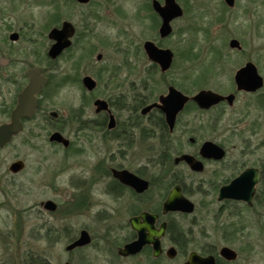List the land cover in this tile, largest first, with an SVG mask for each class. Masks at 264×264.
<instances>
[{
    "label": "rangeland",
    "instance_id": "1",
    "mask_svg": "<svg viewBox=\"0 0 264 264\" xmlns=\"http://www.w3.org/2000/svg\"><path fill=\"white\" fill-rule=\"evenodd\" d=\"M74 1L20 0L17 9H11L8 0H0V46L3 47L5 30H20L19 43H10L19 51L26 50L18 54L22 56L20 59L29 56L30 50L36 47V53L33 56L32 52L33 57L27 61L33 63L36 59V64L44 68V57L49 46L47 34L51 26L48 27L50 16L58 14L59 22L66 19L74 23L78 36L73 47L48 70L53 81L39 95V109L35 117L26 122L24 131L10 145L0 148V264H30L36 258H46L48 264H64L66 261L72 264H148L144 257H116L117 248L124 242L127 231L114 228L112 232L106 229L102 222L105 215L101 214L100 218L97 213L109 199L103 193L101 207L92 210L85 207L86 213L82 219H70L72 224L67 236L56 230L44 236L46 231L40 226L42 220L36 214L40 203L52 199L59 205L60 210L52 220L59 225L63 206L70 207L64 201L70 200L72 205V199L77 200L78 186H90L95 198L98 192H102L100 184L107 181L93 179L98 178L96 174H103L105 160L111 155L133 171L140 168L142 159L144 163L149 161L147 169H151L150 160L157 163L161 159V145L155 138L159 133L152 138L145 136L142 143L139 132L132 134L134 146L128 148L126 158L121 156L116 141L100 137V140L90 139L96 146L84 145L82 136L85 134L76 129L79 112L80 115L83 112L86 118L95 116V96L112 97L116 113L121 103L134 106L131 101L136 93L139 97L143 95L156 99L166 92L168 84L174 83L180 88V85L188 86L189 80L196 83L195 92L203 88L226 93L234 88L237 69L248 61L255 63L264 76V0H235L232 8L225 0H177L184 14L172 23L174 32L163 43L175 53L173 68L167 75L149 67L140 51L145 40L157 36V19H154L150 9L145 10L149 0H91L84 6H77ZM61 10L62 17L59 13ZM90 23L94 27L88 34L82 26ZM28 39L35 40L36 46ZM233 39L240 42L241 49L230 46ZM98 54L102 55L100 61L96 60ZM125 63H131L132 68L127 69ZM115 71L117 74H114ZM130 71L134 74L130 75ZM9 72L18 70L9 69ZM112 74L116 77L113 78ZM85 75L98 81L99 86L94 93L82 87L81 79ZM63 77L66 78L65 84H61ZM141 84L143 87H140ZM14 90V85L3 84L0 121L7 119L3 109L11 104ZM263 96L264 93L241 95L234 109H251L254 115L258 109H262L264 114V107L260 106L264 103ZM51 111H57L67 120L65 135L71 141L69 150L48 140L51 124L47 118ZM153 117L159 121L156 115ZM224 118L217 110L200 113L190 107L182 115L183 121L175 135L179 136L186 126L190 131L183 137L185 142L188 137L194 136L200 142L212 140L228 145L229 140L224 132L228 112ZM242 134L244 138L231 136L230 139L235 143L250 140L255 144L264 138V134L256 138L248 130ZM229 145L232 147V144ZM185 149L192 152L195 147L185 143ZM17 160L24 161V170L13 175L9 165ZM167 160L169 165L159 167L157 174L171 173L170 159L167 157ZM223 170V165L212 163L206 166L204 173L185 179L190 191L188 197L197 206L194 214L176 215L174 219L178 231L188 238L186 252L212 249L217 253L221 246L228 245L238 252L239 257L234 262L224 264H264V219L261 218L264 216H258L264 213V196L261 195L252 209L244 205L221 208L210 191L214 180L220 184ZM163 177H160V181ZM239 212L241 214L238 216L232 214ZM118 213L121 214V211ZM258 217L261 218L260 227L256 223ZM233 221L237 222L233 228L241 225L242 232H229ZM82 225L92 235V243L80 250L67 252L66 246L72 236L79 234ZM165 244L166 247L171 245L169 240ZM184 258L180 256L179 261L182 262Z\"/></svg>",
    "mask_w": 264,
    "mask_h": 264
},
{
    "label": "flooded vegetation",
    "instance_id": "2",
    "mask_svg": "<svg viewBox=\"0 0 264 264\" xmlns=\"http://www.w3.org/2000/svg\"><path fill=\"white\" fill-rule=\"evenodd\" d=\"M8 1V5H11V9H17L16 6H18V2L20 0ZM90 1L91 0H88L87 2H80L79 0H75L74 2L77 6H84L89 4ZM225 3H227L226 0ZM234 4L233 6H231V8L234 7ZM145 6H147V9L145 8V10L147 11L150 9L153 12V15L155 17L154 19H157V36L153 39L145 40L141 46L140 51L141 53H143V57L146 60L145 63L149 65V67H153V69H156L157 72H160L162 75H167L173 68L175 53L171 48L165 47L163 43L165 40L169 39L172 36L174 32L172 23L183 16L184 9L179 4V6L183 10V14L181 16L173 18L170 21V25L172 28L171 33L167 36H163L161 33V27L164 20L157 7L164 8L166 6V0H149L147 1V5L145 4ZM62 10L59 12L61 13V17L63 14ZM50 17L51 22L49 23L48 27L50 25L51 26L49 27L50 29L47 34V37L49 39V46L44 57L46 61L44 68H41L36 64V59L33 61V63L27 61L32 56V52L33 56L36 53V47L35 50H30L29 48V56H25L23 57V59L19 58L22 56H18V54L20 52H22L23 54L26 50L24 51L23 49H21V51H19L16 49V46L13 47L11 44L16 45L21 40L20 30L16 31V29L8 28L7 30H5L6 34L2 36L5 40L2 42L3 47L0 46V100L3 99L4 96V93L2 91L4 83L14 85L15 90L12 94L13 100L12 102H10L11 104L5 105V109H3L4 115L7 113V119L1 120L0 126L10 124L12 122L13 112L18 106V103L21 96L24 94V91L31 83V71L39 68L41 75H44L47 78L48 81L47 84L43 86V89L41 91L42 93L44 88L50 85L53 81L52 76L51 74H49L48 70L51 69L54 63H56L64 53H66L73 47L75 39L78 38L77 26L74 23L66 19L62 22H59L58 20H60V18L58 17V14ZM65 24L70 25V27H68V30H73V34L68 36L70 45L64 48V50L56 58H52L48 53L53 44L57 42V40L51 38L50 34L54 29H65ZM5 26L6 25L1 27ZM82 27L89 34L93 31L94 26L90 23L85 26L83 25ZM28 41L35 42L36 46L35 40L28 39ZM31 42L29 43L31 44ZM148 42L154 43L160 49H170L172 51V63L169 68L164 70L160 62L150 57L146 48V44ZM33 47L34 46H32L31 48ZM15 50L16 52H14ZM17 56L19 59H17ZM101 58V54H98L96 56L97 61H100ZM244 65H242L241 67H243ZM125 66L127 69L132 68L131 63H125ZM241 67H239L235 72L234 88L226 93H219L225 97L233 95L232 101H230L228 98H225L220 102L211 105L210 107L200 106L199 103L194 99V96L201 90L211 89L202 88L195 92L194 90L196 89V83L191 80L187 82L188 86L180 85V88L177 87V85L174 83L168 84L166 92L159 94L156 99L154 98L155 100L150 96L145 97L141 95V97H139V95H137L136 93L134 94L131 101L133 102L134 106L127 105L126 103H121L122 105L117 108L119 109V111L116 113L113 109L116 107V105L112 97H108L106 99L94 96L93 106L95 107V116L86 118L83 112L81 115L80 112L78 114L79 116L76 129L79 132H83V134H85V136H82L84 145H89L91 147L96 146L92 141H90V139L92 138H98L100 140V137H102V139L104 140L108 139L109 141H116L120 146L119 152L121 153V156L126 158V151L130 150L128 148L134 146L132 134L139 132L141 137L139 138V141L140 143H142V139L145 138V136L152 138L155 133H159V136H156L155 138L158 139L159 146L161 145V159L158 160L157 163H154V161L150 160L151 169H147L149 161H146L144 163V159H142L140 168L133 171L128 168L125 163L122 164L120 162H117L111 155L109 159L105 160L106 165L104 166L103 174H96L98 178L94 177L93 179L97 180L98 182L102 180L107 181L103 185L100 184L102 186V192L97 191V197L95 198L91 193L92 188L90 186H87L86 188H80L78 186L79 193L76 195L77 200L74 201L72 199L71 201L72 205L74 206L72 207V205H70V200L64 201L65 204L70 207L63 206L62 217L60 219L61 221L59 225L55 224L52 221L54 219L53 216L56 215L60 210L59 205L54 200L48 199L46 201H42L40 203V207L36 206L38 207L36 214L38 218L42 220L40 226L43 230L46 231L44 236H48V234L54 233V230L59 231L63 235L67 236V230L70 229V225L72 224L70 219L75 217L78 219H82L81 217H84L86 213L85 207H88L89 210H92L94 207H101V194L103 193L109 196V199L105 202V204L102 205V209L100 208L97 210V213L99 214L100 218L101 214L105 215V218L102 219V222L105 224L106 229H111L112 232L114 231V228L116 230L127 231V235L123 239L124 242L121 243L117 248V253H115L117 254L116 257H121L123 259H135L144 257L145 261L148 262V264H185L189 261L191 253L197 252L202 256L212 255L215 258L216 264L231 263L236 261L239 255L235 260H227L226 258L221 256V248L225 246L230 247L228 245L221 246L218 249L217 253H215V251L212 249H206L202 252L191 250L187 253L186 243L188 238L186 236H182L184 234L182 233V231H178L174 223V219L176 215H192L196 211V203L188 197L190 191L185 179H187V177L190 175H198L204 173L208 164L217 163L223 165L224 167L223 173L220 177L223 179L220 181V184L214 180L213 186L211 184L212 187L210 191L211 196H213V198H216V202L220 203L221 208L230 205H244L245 207L252 209V207L257 204V201L261 199V195L264 196V138H262L261 141L255 144H253L250 140L245 142L243 141L241 143H235L230 139L231 136L232 138L238 136L244 138L242 134L244 130L250 131L252 136H255L256 138L261 134H264V114L261 112L262 109H258L255 115L253 114V111L251 109H243L239 111L234 109L238 101H240L241 95L255 96L264 93V76L261 74L257 66L256 67L258 73L263 78L262 86L255 91H250L245 88L238 87L235 76ZM9 69L14 71L18 70V72L7 73ZM114 74H117V71H115ZM129 74L132 75L134 74V72L130 71ZM111 76H113V78L116 77L113 74ZM86 77H91L96 82V86L92 90H89L84 84V80ZM123 80L126 81V79ZM63 82L66 83V78L64 77L61 84H65ZM81 84L82 87L89 93H94L99 86L98 81L90 75L83 76L81 79ZM140 87H143V85L141 84ZM171 87H174L178 91L182 92V94L188 98L183 108L177 113L173 127L170 126L165 111L159 106L163 105L161 97L167 96L170 92ZM41 93L36 94L35 96L37 99V107L33 116L22 117V130L17 134H14L11 141L3 147L0 146V148H5L10 145L13 140L24 131L26 122L35 117L39 109L38 98ZM126 98L127 95L126 97H124V101ZM98 100L105 101L107 107L99 109V106L96 104ZM155 103H158L159 105H154L148 109V107ZM260 106L264 107V103L262 102ZM190 107H193L200 113L217 110L221 112L223 119H225L224 116L228 112V118L226 119V123L224 126V132L226 133L225 136L229 140L228 145L226 142L217 143L212 140H204L200 142L194 136L188 137L187 142H185L183 140V137H186L185 135H187V133L190 131V128L186 126H184L181 130L182 133L179 136H176V130L183 121L182 115ZM134 115L135 118H133ZM153 115H156L159 121H155ZM48 117L49 118H47V120L51 124L48 128L49 142L55 145L62 146L63 148L69 150L71 147V141L65 135L67 120L63 119L57 111L49 112ZM153 129L155 130V132L153 131ZM55 132L61 133L63 137L68 140V143L66 144L61 141L51 140V136ZM135 141H137V138ZM208 142H212L222 149V157L217 158L208 154V152L204 150V146ZM185 143H187L189 146L191 145L195 147L194 151H186ZM229 144H232V147H230ZM79 150L81 149L79 148ZM234 150H238V152H233ZM167 157L170 159V166L172 168L171 173L168 172L165 175L161 173L157 174L159 167L166 168V165H169L167 163L169 161L167 160ZM126 161L128 160H125V162ZM11 164L9 165L10 171ZM152 169L154 170V172L152 171ZM23 170L19 172L11 171V173L13 175H17ZM159 175L160 177L162 175L164 176L161 181ZM144 182L148 183L147 188H145ZM84 188L85 192H83ZM173 191H178L182 198H185L186 200L191 202L193 204V211L185 212L182 210H166L165 202ZM50 200L55 204L54 209L49 208L46 205ZM119 211H121V214L118 213ZM232 214L238 216L241 213L239 212ZM258 216H264V213L263 215L259 214ZM261 218L264 219V217ZM261 218L258 217L256 222L257 226L259 224V227L261 226ZM235 224H237V222L235 221L231 223V229L229 232H242L241 225L233 228V225ZM152 231H155L156 233H152ZM160 231H162V233L158 235L157 232ZM83 232H86L88 234V242L86 244L72 246L81 238ZM142 236L151 237L148 238L147 242H143L142 248L138 252H122L127 245L139 241ZM92 240V235L82 225L79 234L72 236L71 241L66 246V251L72 252L75 250H80L86 246H89L92 243ZM166 240H169L171 243L169 247H166ZM157 246H159L160 248V251L158 253ZM180 256H185L182 262L179 261ZM139 261L142 260L139 259ZM66 263L72 264L70 261H66L64 264ZM30 264H48V261L46 258H36L33 259Z\"/></svg>",
    "mask_w": 264,
    "mask_h": 264
},
{
    "label": "water",
    "instance_id": "3",
    "mask_svg": "<svg viewBox=\"0 0 264 264\" xmlns=\"http://www.w3.org/2000/svg\"><path fill=\"white\" fill-rule=\"evenodd\" d=\"M79 1L87 2L88 0ZM226 2L229 6H233L234 4V0H226ZM157 9L164 20L163 25L161 27V33L163 36H167L171 33L172 30L170 21L175 17L181 16L183 14V10L176 2V0H166V6L164 8L157 7ZM65 25V29H54L50 34L51 38L57 40V42L53 44L48 53L49 56L52 58H56L64 50V48L70 45L68 36L73 34V30H68V27H70V25ZM230 46L241 49L240 42L236 39L231 40ZM146 48L150 57L160 62L164 70L169 68L172 63L173 57L172 51L170 49H160L152 42H148L146 44ZM31 77L32 80L30 85L24 91V94L21 96L18 106L13 112L12 122L10 124L0 126V146L2 147L11 141L12 136L14 134H17L19 131L22 130L23 125L21 122V118L32 117L35 113L37 107V99L35 96L36 94L41 93L43 86L47 84L48 80L44 75H41L39 68H36L31 71ZM235 79L239 88H245L250 91L257 90L263 84V78L259 75L257 67L253 62H248L243 67H241L236 73ZM84 84L89 90H92L96 86V82L91 77H86L84 80ZM225 98H228L230 101H232L233 95L225 97L211 90H201L194 96V99L202 107H210L211 105L216 104ZM187 100L188 98L183 95L182 92L178 91L174 87H171L169 94L167 96L161 97L163 105L155 103L148 107V109L154 105H159L165 111L170 126L173 127L177 113L183 108ZM96 104L99 106V109L107 107L106 102L103 100H98ZM51 140L61 141L66 144L68 143V140L65 139L63 135L59 132H55L54 134H52ZM204 150L207 151L208 154L217 158L222 157V149L212 142L206 143L204 146ZM24 166L25 163L23 160H17L11 164L10 169L12 172H19L24 169ZM144 183L145 188H147L148 183ZM46 205L49 208H55V204L51 200L48 201ZM165 209L191 212L193 211V204L185 198H182L178 191H173L165 202ZM152 233L156 232L152 231ZM161 233L162 231L157 232L158 235ZM150 237L151 236H142L139 241L127 245L122 252H138L142 248L143 242H147L148 238ZM88 238V234L86 232H83L81 238L76 241L72 246L86 244L88 242ZM159 251L160 248L159 246H157V253ZM220 254L227 260H235L238 257L237 251L227 246L221 248ZM185 264H216V261L212 255L202 256L197 252H192L189 261Z\"/></svg>",
    "mask_w": 264,
    "mask_h": 264
}]
</instances>
